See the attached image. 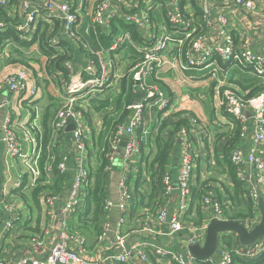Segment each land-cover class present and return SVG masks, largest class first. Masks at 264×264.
I'll use <instances>...</instances> for the list:
<instances>
[{"label": "built area", "instance_id": "2783aa9c", "mask_svg": "<svg viewBox=\"0 0 264 264\" xmlns=\"http://www.w3.org/2000/svg\"><path fill=\"white\" fill-rule=\"evenodd\" d=\"M186 0H144L143 7L136 14H122L113 8L115 0H93L88 11L74 7L69 0H44L35 4L31 0H23L20 22L10 24L0 19V33L12 28L18 37L30 43L33 49L39 48L38 40H31L34 34L36 19L52 6L57 9L56 21L59 22L61 33L70 40L82 43L77 28L82 19V13L91 17L92 27L110 25L116 21V27L132 26L138 33L141 46L136 43L131 30L125 28L113 35L109 51L131 48L140 55L139 60L128 71L129 90L133 95L142 93L144 101L133 102L125 106V110L133 113L125 124L117 125L113 120L107 125L97 128L101 134L102 145L100 157H104L107 164L104 171L109 172L117 164L121 167L123 176L118 185V200L113 202L105 199L102 207L105 211L117 208L124 212L131 193L126 185L125 174L137 169L135 157L141 151V138H148L151 133L144 124V113L155 109L160 113V119L166 118L169 112V101L163 92L147 84V78L154 71L165 69L173 76L178 77L183 84L187 79L198 78L197 73H206V84H212V90L217 105L238 125V139L243 142L249 139L250 144L246 151L238 143L232 145L228 152V161L235 168L238 180L246 186V193L256 211L254 216L246 220L243 226L253 228L260 220L257 193L258 187L264 199V54H257L249 46V42L235 43L231 32L226 27L227 19L223 14L217 15L213 21L211 6L227 4L241 9L247 16L258 18L264 22V11L258 9L253 0H196L194 3L197 15L186 18L183 2ZM166 6L165 17L156 23L155 15ZM8 6L7 0H0V8ZM157 13L155 14V12ZM155 14V15H154ZM153 19V20H152ZM87 30V29H86ZM118 30H120L118 28ZM213 30L222 42L213 49L205 47L203 41L207 31ZM57 40L51 39L48 45L55 47ZM86 52L94 57V61L87 63L79 77L73 74L69 60L63 62L68 78L64 81L63 90L58 94L60 106L51 121V126L57 135L70 132L77 147L83 148L85 142V126L82 121L83 108L90 96L103 93L114 88L122 80L120 76L111 75V61L104 58V52H92L82 45ZM172 46V49H171ZM16 47L12 41H6L0 48V57H4L9 48ZM18 50H23L19 47ZM217 56V57H216ZM222 61L229 63L224 69ZM231 69L247 72L258 82L259 91L254 95L243 98L234 90L225 85V76ZM189 72V76L186 73ZM220 75H223L222 77ZM59 76V75H58ZM57 76V77H58ZM5 93L0 100V110L8 108L0 124V146L4 153L2 164L3 174H0V196L4 197L12 190L27 188H43L50 183L52 164L55 156L47 158L43 172L39 162L42 150V129L40 126L41 109L39 107L40 90L33 83L30 71L27 68L17 71H7L0 75V94ZM11 98L10 100L4 98ZM57 97V96H56ZM14 103V105L12 104ZM26 114V116H23ZM21 116V117H20ZM112 119L118 118V113L112 114ZM159 119V122H160ZM195 117L190 123L196 124ZM128 139L122 148V156L117 157L118 146L124 127ZM158 128H155V134ZM185 136V130L181 131ZM236 137L235 132L230 139ZM229 139V140H230ZM21 141L28 146L24 151ZM47 151L50 152L48 144ZM176 168L177 203L169 211L173 184L169 173V162L159 173L155 208H138L137 216L142 219L137 229L123 233L121 230L124 219H118L115 225L104 222L100 232L94 238L93 249L100 260L89 258L87 255L86 239L79 233L71 230L72 218L81 215L84 209L86 187L90 180V171L80 164L74 172L69 185L68 197L60 201L59 196L49 190L39 192L37 199L40 203L43 217L53 213L56 207L59 210V224L56 229L53 225H41L37 232L28 236L25 241L27 250L16 264H233L234 261L247 263L258 259L264 253V239L256 241L248 247L221 248L217 253L205 260H196L188 250L190 244L201 245L205 238L206 228L212 219L227 221L225 217V203L218 200L213 192L207 188L202 195L200 206L203 214L199 225H194L188 219L193 216L189 213L191 205L192 176L196 169V154L186 140L178 147ZM20 162L26 172V180L17 174H11L17 163ZM144 170V165L141 163ZM57 179L63 181L66 176V158L57 163ZM44 179H43V176ZM85 191V193H84ZM38 203V204H39ZM0 208L6 211L9 217L3 221V228L8 231L16 220L10 214L15 206L0 198ZM167 223V229L161 230V225ZM149 233L152 236L170 238L180 235L185 240L182 249L165 247L153 242H133L128 244L129 235ZM112 234L113 238L108 239ZM105 243V241H107ZM185 245V246H184ZM0 249L2 245L0 244ZM119 252L113 253V250ZM0 264H11L0 251Z\"/></svg>", "mask_w": 264, "mask_h": 264}, {"label": "crops", "instance_id": "0c3cea01", "mask_svg": "<svg viewBox=\"0 0 264 264\" xmlns=\"http://www.w3.org/2000/svg\"><path fill=\"white\" fill-rule=\"evenodd\" d=\"M7 1L8 6L0 8V19L10 24L20 22L23 0H18L17 3H12L11 0ZM31 1L35 4L44 2V0ZM69 1L74 7L80 8L81 11H88L93 2V0ZM253 1L257 5L258 9L264 11V0ZM194 3H197L196 0H186L183 2L186 18L197 15ZM143 5L144 0H115L113 8L117 9L122 14H136L143 7ZM211 9V19L213 21L219 14H223L225 16L227 19L226 27L231 32L235 43L239 42V44H241L244 43V40H247L249 42V46L255 53L264 54V22L262 20L249 17L241 9L227 4H214L211 6ZM156 13L157 11L155 14ZM165 14L166 6L163 4L160 12L155 15L154 21L159 23V20L164 18ZM82 15V19L77 28V32L79 33L80 39L82 40L81 44L86 46V48L88 47L92 52H99L102 50L104 52V58L111 61V75L122 77V80L119 81L117 86L106 90L103 92V94L106 96H111L112 98L122 93V90H124L125 94H132L128 86V83L130 82L127 79L129 78L128 71L139 60L140 55L135 50H130L132 52H125L124 49L112 52L109 51V46L111 45L113 35L116 32L119 34L123 30L120 27L115 28L116 21L110 23L109 26L105 25L94 28L91 24V17L89 15H84L83 13ZM56 16L57 9L52 6L49 10H47V12L42 13L36 19L33 33H35L36 39L40 38V40H42L41 38L43 37V42L46 44L47 48L55 49L61 54L65 50L68 53L73 74L79 77L87 63L94 61V57L89 52H86L80 43L70 40L66 35L61 33L60 24L55 19ZM124 27L131 30L133 36L136 39V43L141 46V40L138 38V33L136 32L135 28L132 26ZM118 28L120 30H118ZM7 30L9 29H6L4 32ZM4 32H1L0 34ZM51 39L57 40L59 44L55 47H50L48 43L51 41ZM203 44L206 48L209 47L213 49L218 44L222 45V42L217 38L216 32L209 30L205 34ZM22 48L23 50H19V52H21L20 57L13 56V58H11V56H9V53L14 51L12 48H9V52H7L4 57H0V75L6 73L7 71L14 72L19 69H24L25 67L22 66L21 57H24L28 60L31 68L30 73L33 83L38 86L39 90L40 87L43 90L40 95L41 98L38 102L41 109V126V118L43 116L44 108L48 105V98L52 97L57 99L60 106V98L58 94L61 90H63V82L68 78V75H59L56 72L54 73V71H49L53 69L47 68L49 66L48 59L47 56L45 57V55L40 51V43L38 49H33L32 45ZM220 65L225 69L229 63L222 61V63L220 62ZM35 67L38 68L34 70ZM34 73L36 77H34ZM186 75L189 76V72L186 73ZM196 75H198V78H189L182 84L178 77L173 76L169 72L165 73V69H159L154 71V73L149 76L146 81L147 84L152 88L163 92L164 96L168 99L169 112L167 117L173 116L177 113H184L189 117L191 116L190 118L195 117L197 119L196 124L194 123V125H192L190 123L192 127L190 126L188 130H185L184 137L181 135V131L184 129L180 131V133L177 135V142L180 146L182 142L186 140L191 144L196 154V169L192 176L191 188L194 189L202 184L201 190L203 191V194L207 191V188H209L216 197V194L221 195L223 187L229 190L231 188V180L229 179V176L226 174V172L223 171V169H225V161L227 160L229 152V148L226 146V141L229 140L231 135L235 132L236 143L231 142L232 140H229L230 142L228 146L230 147L239 143L243 147L244 151L247 150L250 141L247 139L243 142H239L237 135L238 125L234 119L227 116L222 111V109L218 107L217 100L212 90V84L208 85L205 83L207 78L206 73L202 72L197 73ZM44 76H47L48 78L46 79ZM220 76L222 77L223 75ZM38 77L41 78L42 81H40ZM224 78L225 85L234 90L235 93L243 98L252 96L256 92L255 89L258 87V82L252 75L236 69H231L229 74ZM123 80L126 81L125 86L121 83ZM42 84H44L43 87ZM50 86H52L54 90L52 91L53 93H51L49 90L51 88ZM4 95L6 94H0V100ZM4 99L10 100L11 98L5 97ZM144 99V95L140 98L134 96V102H141L144 101ZM12 104L14 105V103ZM7 111H9L8 108L0 110V124ZM23 116H26V114ZM159 119L160 113L155 109L147 110L144 113V124L148 130L151 131V133L147 136L148 138H141V151L140 154L135 157V161L139 164V167L137 169H132V171L124 175L126 177L127 188L131 193V200L128 202L125 211L120 212L117 208H112L105 211L102 207V216L101 218L99 217L98 230L90 231L84 234L77 232L76 230V224L78 223V219L81 215H77L72 218L71 230L85 237L87 255L89 258L97 260L103 258L98 256L93 247L95 244V235L100 232L101 226L104 222L107 221L115 225L118 219L122 217L124 219V224L122 225L121 230L124 233L131 229H137L140 226L142 219L137 216L138 208H155V199L159 183L156 178L149 180L146 170L141 168V163L151 156L154 148L153 138L155 137V128H158ZM82 121L85 126V145L82 149L77 147L74 143L72 134L70 133L71 131L65 132L62 135H57L51 126V122L49 124L51 129L48 143L50 146V152L53 154H58L60 159L63 157L66 158L67 173L65 178L61 182L57 179L56 174L51 173L49 175L50 183L48 184L47 188L49 191L58 195L60 201H65L67 199L69 185L72 181L75 169L80 164L84 165L89 170L99 167V150L102 145V141L100 145H96V138L99 135L97 128L99 129V127L105 124L104 113H95L90 111L88 113H83ZM27 148L28 146L25 145V150ZM176 152H178V150ZM117 155L120 157L119 152H117ZM176 156L177 154L175 157ZM3 158L4 153L2 146H0V174H3L5 171L2 164ZM173 158L174 156L171 155L168 170L174 188L168 206L169 211H172L176 206L175 204L177 203V158ZM21 167L23 168L21 163L18 162L11 174L13 176L17 174L25 181L27 178L26 172L25 169L23 168L24 170H22ZM122 176L123 173L119 164H117L115 168H110L109 172L106 173L103 184L104 200L111 199L113 202H117L118 185ZM139 179L143 183L141 187H138ZM203 181H208L209 184L207 183L206 186H203ZM33 193L34 189L27 188L25 190H12L7 196H0L2 200L10 202L15 206L14 210L10 214L16 220L12 223L11 228L8 231H5L3 228V221L6 219V216H9L6 211H2L0 209V244L2 245V249H0V251L2 254H4L6 259L11 262V264H16L17 260L25 254L27 250L25 241L27 240L28 236L37 232L41 225H53L56 229L58 228V208L55 207L52 214L43 217L41 214L40 203L38 202L39 208H35L32 204ZM222 195L225 196L224 193H222ZM238 195H240V193ZM242 197L246 198L245 195ZM230 203L231 206L225 203V208L230 209V207H232V214H235L236 210L243 208L245 205V201L240 199H237L236 202L230 201ZM197 206L200 207L199 201L196 204L193 203V208ZM0 208L2 207L0 206ZM166 229L167 223L162 224L161 230L165 231ZM112 238L113 236L110 234L108 239ZM183 238L179 234L175 237H170L167 239L164 237L152 236L149 233L143 232L137 235H129L127 242L130 245L133 244V242H137L138 240L141 242H153L159 245L162 244L165 247L175 250L176 248H183L181 242L183 241V243H185ZM107 242L108 240L105 241V243ZM116 252H119V250H113V253ZM261 257L262 256H260V258ZM107 264L110 263L107 262ZM234 264L243 263L241 261H237L234 262Z\"/></svg>", "mask_w": 264, "mask_h": 264}, {"label": "trees", "instance_id": "16d2710c", "mask_svg": "<svg viewBox=\"0 0 264 264\" xmlns=\"http://www.w3.org/2000/svg\"><path fill=\"white\" fill-rule=\"evenodd\" d=\"M12 3H17L18 0H11ZM10 2V3H11ZM120 28L125 29L124 26H120ZM35 33L31 36V40H38L40 43V51L47 56L48 59V67L52 68L53 70H49L50 72L54 71V73L64 74L66 75V70L63 67V62L69 60L68 53L64 50V52L61 54L57 52L55 49L47 48L46 44L43 42V37L40 38L35 37ZM135 38V37H134ZM12 41V43L16 46L13 47L11 53H9V56L13 58V56H21V52H19V47H27L30 46V43L23 42L19 37L18 34L12 29L9 28L6 32L0 34V48L5 46L6 41ZM46 43V42H45ZM21 47V48H22ZM123 50V49H122ZM125 52H132L130 50H133L131 48H124ZM93 56V55H92ZM138 56V55H136ZM140 57V56H139ZM138 57V58H139ZM22 66L31 69L29 62L24 57H21ZM34 61V60H31ZM34 77H36L34 73ZM122 85L125 86L126 81L123 80ZM129 85V83H128ZM259 88L257 87L255 89V93H257ZM254 93V94H255ZM253 94V95H254ZM134 96L132 94H125L124 90H122V93H120L118 96L112 98L111 96H106L103 93H99L95 96H90L88 101H86L87 104H85L83 108V113L90 112H102L105 116V124L107 125L110 121H114L117 125L125 124L126 121H128L130 116V111L125 110L124 107L132 104L134 102ZM48 105L44 108L43 116L41 118V129H42V150H41V158L39 162V166L41 171L43 172L45 163L47 162V158L52 155L53 153L47 151V146L49 143L50 138V122L53 119L54 115L56 114V111L59 107V102L57 99L54 98H48ZM118 113L119 119L116 117L112 119V114ZM191 117V116H190ZM188 115L184 113H177L173 116L160 119V122L158 124V132L155 134V137L153 138V151L151 153V156L143 161L144 170H146V173L149 177V180H153L156 178L158 181V175L161 173L164 168L167 166L170 156L173 154H177L178 150V142H177V135L180 133L182 129L188 130L191 126L190 124V118ZM190 124V125H189ZM192 127V126H191ZM101 134L98 135L96 138V145H100L101 143ZM236 138L230 139L231 142L236 143ZM229 140H227L226 146L229 147ZM101 148V147H100ZM55 156V161L52 164V174L57 175V163L60 161V158L58 154H53ZM100 150H99V167L94 168L90 171V180L86 187V194L84 197V209L83 213L78 219V223L76 224V230L77 232H80L82 234L88 233L90 231H96L98 230V223H99V217L102 216V204L104 203V179L106 176V171H104V166L107 164L104 157H100ZM225 169H223L224 172L229 176V179L231 180V188L230 190L223 187L222 193L225 194V196L219 194H216V198L218 200H222L227 205L231 206L230 201L236 202V200H244L245 205L243 208L238 209L235 211V214H232V207L230 209L228 208L225 211V217L227 221H236L240 224H244L246 220L251 219L254 214L256 213L253 203L249 196L246 193V186L241 183L238 180L237 172L235 168L231 165V163L227 160L225 161ZM141 169V168H140ZM43 176V175H42ZM44 179V176H43ZM204 182V181H203ZM159 183V182H158ZM209 182H204L203 186H206ZM142 182L139 179V186H142ZM138 185V183H137ZM154 186V185H153ZM202 184L199 185V187H196L194 189L191 188V205L189 209V213L193 216H191L188 221L193 223L194 225H199L203 214L201 211V206H197L193 208V203H197L201 201V197L203 195V191L201 190ZM48 186H45L43 188L37 187L34 188V193L32 195V204L35 208L38 207V199L37 196L40 191H46ZM240 193V195H238ZM242 193V195H241ZM243 195L246 196V198L242 197ZM97 235V234H96ZM95 235V236H96ZM184 235V234H183ZM239 247V244L237 243L236 237L232 234L224 235L221 239V248H227L230 249L232 247ZM262 258V259H261ZM259 257L258 259L248 261L247 263L243 264H263L264 261V253L262 254V257ZM237 262V261H234ZM233 262V264H234Z\"/></svg>", "mask_w": 264, "mask_h": 264}, {"label": "water", "instance_id": "95a60500", "mask_svg": "<svg viewBox=\"0 0 264 264\" xmlns=\"http://www.w3.org/2000/svg\"><path fill=\"white\" fill-rule=\"evenodd\" d=\"M137 98L143 97L142 93L136 95ZM133 113H130L132 116ZM73 125L70 124L67 131H72ZM128 139V134L126 132V126L123 129L121 140L118 146V152L120 157L122 156V148L125 146ZM256 193L258 196L257 204L260 220L253 228L247 229L242 224L236 221H219L212 219L205 232V238L201 245L190 244L188 246L189 253L196 260H205L214 256L221 244V239L224 235L232 234L236 237L237 243L241 247H248L253 245L256 241L264 239V199L261 195L260 189L256 188Z\"/></svg>", "mask_w": 264, "mask_h": 264}, {"label": "rangeland", "instance_id": "374dc122", "mask_svg": "<svg viewBox=\"0 0 264 264\" xmlns=\"http://www.w3.org/2000/svg\"><path fill=\"white\" fill-rule=\"evenodd\" d=\"M27 67H28V66H26L25 68H27ZM37 68H38V67H35L34 70L37 69ZM27 69H28L29 71H31V69H29V68H27ZM44 77H45L46 79L48 78L47 76H44ZM38 78H39V77H38ZM39 80L42 81L41 78H39ZM42 83H43V82H42ZM50 84H51V83H50ZM63 84H64V82H63ZM40 85H41V82H40ZM43 85H44V84H42V87H43ZM50 87L52 88V86H50ZM51 88H50L49 90H50L51 93H53L52 91H54V90H53V88H52V90H51ZM62 89H63V88H62ZM42 91H43V90H42V88L40 87V93H42ZM60 92H61V91H60ZM60 92H59V93H60ZM55 93H56V92H55ZM57 110H58V109H57ZM56 112H57V111H56ZM21 145H22V147H23V150L25 151V144H24L22 141H21ZM117 157H118V155H117ZM21 169L24 170L22 167H21Z\"/></svg>", "mask_w": 264, "mask_h": 264}]
</instances>
